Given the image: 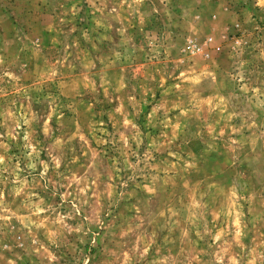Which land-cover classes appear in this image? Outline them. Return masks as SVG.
<instances>
[{
  "label": "rangeland",
  "instance_id": "1",
  "mask_svg": "<svg viewBox=\"0 0 264 264\" xmlns=\"http://www.w3.org/2000/svg\"><path fill=\"white\" fill-rule=\"evenodd\" d=\"M0 264H264V0H0Z\"/></svg>",
  "mask_w": 264,
  "mask_h": 264
}]
</instances>
